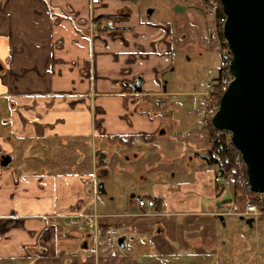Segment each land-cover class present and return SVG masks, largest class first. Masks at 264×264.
Instances as JSON below:
<instances>
[{
  "label": "crops",
  "instance_id": "obj_1",
  "mask_svg": "<svg viewBox=\"0 0 264 264\" xmlns=\"http://www.w3.org/2000/svg\"><path fill=\"white\" fill-rule=\"evenodd\" d=\"M152 13L139 0H0V264L74 250L83 231L65 225L96 202L97 149L155 132L141 101L160 93L169 31ZM195 184L219 198L214 182ZM164 194L161 211L201 212Z\"/></svg>",
  "mask_w": 264,
  "mask_h": 264
},
{
  "label": "rangeland",
  "instance_id": "obj_2",
  "mask_svg": "<svg viewBox=\"0 0 264 264\" xmlns=\"http://www.w3.org/2000/svg\"><path fill=\"white\" fill-rule=\"evenodd\" d=\"M139 2L146 18L151 10V21L165 23L169 31L168 53L155 59L157 63L166 59L168 65L160 76V93L146 95L141 101L154 121L155 132L120 142L112 139L109 147L97 149L95 176L107 193L96 194L91 210L104 222L102 239L96 243L86 239L90 231L85 227L65 225L66 229L83 231L81 244L74 250L57 246L53 255L6 264H264V213L253 226L239 219L249 192L246 181L235 180L220 198L208 199L196 190L197 180L203 188L213 187V176L219 169L207 161L212 120L200 95L217 75L219 48L225 40L223 34L217 35L216 19L210 14L217 1ZM111 90L119 91L115 87ZM241 168L242 164L238 165V170ZM100 170L106 175L101 176ZM165 192L198 199L201 212L168 215L164 205L162 216L156 217L153 225L149 213H156V208L146 209L148 215H144L137 196L164 198ZM122 237L125 248L119 244ZM41 250L38 247L37 251Z\"/></svg>",
  "mask_w": 264,
  "mask_h": 264
},
{
  "label": "water",
  "instance_id": "obj_3",
  "mask_svg": "<svg viewBox=\"0 0 264 264\" xmlns=\"http://www.w3.org/2000/svg\"><path fill=\"white\" fill-rule=\"evenodd\" d=\"M220 1L227 17L224 37L233 55L230 67L234 80L223 94L212 124L219 132L231 133L232 144L246 166L251 191L264 193V0ZM132 88L136 93L143 91L141 77ZM2 159L6 167L13 157L3 155ZM239 219L249 226L255 222L244 216Z\"/></svg>",
  "mask_w": 264,
  "mask_h": 264
},
{
  "label": "built area",
  "instance_id": "obj_4",
  "mask_svg": "<svg viewBox=\"0 0 264 264\" xmlns=\"http://www.w3.org/2000/svg\"><path fill=\"white\" fill-rule=\"evenodd\" d=\"M103 0H91V4L96 5L100 4ZM219 4L213 2V6L210 9V14L214 16L216 19V30L217 35L223 34L224 35V25L226 23L227 17L225 13L222 15L219 14ZM220 63L219 68L217 71V75L215 78L216 80H212L211 82L207 83L203 87V91L200 93L202 99L206 102V114L209 120H212L213 117L220 109V96L225 93L228 86L234 80V77L231 73V59H232V52L229 48L228 42L225 39L220 45ZM226 134L230 138L231 141V133L228 131L221 132ZM233 145V144H232ZM241 165V162L239 163ZM235 172H229L225 174L217 173L214 176V183L221 191L229 190L235 181ZM246 185H249L246 182ZM137 205L140 208H148L152 209L155 207V199L153 198H146V197H139L137 199ZM264 213V193H254L248 192L245 197V207L243 212L239 213L240 216H244L245 218H258L261 214ZM100 216L96 210H90L87 212L79 213V214H72L69 216V223L68 225L76 226V227H85L88 229L93 237L95 242L97 243L103 237V228L99 220Z\"/></svg>",
  "mask_w": 264,
  "mask_h": 264
},
{
  "label": "trees",
  "instance_id": "obj_5",
  "mask_svg": "<svg viewBox=\"0 0 264 264\" xmlns=\"http://www.w3.org/2000/svg\"><path fill=\"white\" fill-rule=\"evenodd\" d=\"M219 4L220 10L219 14L222 15L224 13L223 6L220 0H216ZM217 78H213L212 80H216ZM222 95L219 98L221 100ZM210 126L212 127V132H210V143L211 147L209 149V158L208 164L217 165L218 170L217 173L225 174L229 172H235V180L248 182V176L246 171V166L242 160L240 152L230 144V138L228 135L219 132L210 122ZM104 162V161H101ZM241 162L242 168L238 170V165ZM246 188L251 193L250 186L247 185ZM223 195V191H220L218 197L220 198ZM237 198V196H236ZM239 199V198H238ZM156 209H162V203L159 200H155Z\"/></svg>",
  "mask_w": 264,
  "mask_h": 264
},
{
  "label": "flooded vegetation",
  "instance_id": "obj_6",
  "mask_svg": "<svg viewBox=\"0 0 264 264\" xmlns=\"http://www.w3.org/2000/svg\"><path fill=\"white\" fill-rule=\"evenodd\" d=\"M132 87H133V85H132ZM164 88H165V86H164ZM137 93H139V92H137ZM142 93V92H141ZM140 93V94H141ZM164 93H166V89L164 90ZM201 93V92H200ZM201 95V94H200ZM199 95V96H200ZM165 133V132H164ZM106 171L105 170H100L99 171V174L101 175V176H105L106 175ZM100 185H102V187L100 188ZM96 188H97V194H101L102 195V193H104L105 192V187H104V184L102 183V182H99L98 180H97V186H96ZM99 191V192H98ZM139 197H146V198H151L149 195H138L137 196V199L139 198ZM155 199V198H154ZM158 200L159 201H161V203H163V201H164V199L163 198H158ZM140 208V207H139ZM155 208H156V203H155V207L154 208H152V209H148V208H140V209H142L143 210V214L144 215H148V213H147V210L149 211V210H155ZM147 209V210H146ZM167 213V212H166ZM162 212H161V210H158L157 211V209H156V213H154V214H150L149 213V216L151 217V219L154 221V222H152V224L154 225V224H156L157 222V220H156V217H160V216H162ZM168 215H170L169 213H167ZM158 219V218H157ZM103 228V227H102ZM103 235H104V232H105V228H103ZM160 232H161V229L160 228H158V230H157V233L158 234H160ZM156 235H154V237H155ZM86 239H89V240H92V239H94V237H93V235H92V233L90 232V233H88L87 234V238ZM123 241L122 242V245H123V247H121V242L120 241ZM125 237H122V238H120V240H119V244H120V247L121 248H125ZM84 245H85V243H84ZM154 259V258H153ZM153 261V260H152ZM141 262V261H140ZM140 262H137V261H135L134 262V264H139ZM156 263H158V261H155ZM155 262L153 263V264H155ZM142 263V262H141ZM140 263V264H141Z\"/></svg>",
  "mask_w": 264,
  "mask_h": 264
}]
</instances>
